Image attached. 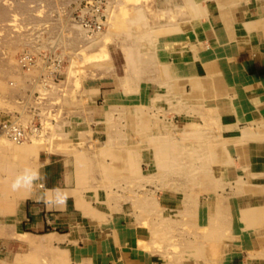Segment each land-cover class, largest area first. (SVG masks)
<instances>
[{"label": "rangeland", "instance_id": "1", "mask_svg": "<svg viewBox=\"0 0 264 264\" xmlns=\"http://www.w3.org/2000/svg\"><path fill=\"white\" fill-rule=\"evenodd\" d=\"M196 1L202 0H193L194 6ZM200 4L207 13V6ZM188 5L187 0H0V120L41 127V133L25 144L0 137V264H63L62 254L47 253L39 243L24 245L15 236L17 217L30 196L23 194L37 182L12 190L17 179L23 183L36 172L38 157L47 153L39 149L53 148L57 142L63 143L64 153L76 154L83 172L90 173L95 204L108 209L105 201L114 197L134 208L138 201L146 202L144 224L151 228L154 221L156 230L164 227L169 236L178 223L158 214L164 208L155 194L173 187L186 193L182 199L192 213L186 217L198 228L188 236L208 238L207 248L203 241L193 242L198 248L201 244L210 258H217L222 245L232 239L229 211L219 207L223 212H214L208 218L210 227L200 233L199 200L188 201L200 192L201 170H206L204 179L211 180L217 148L230 146H213V141L219 125L233 120L226 106L218 111L220 99L233 103L227 90L191 87L175 72L165 73L164 64L181 58L186 50L195 57L193 42L196 53L203 45L202 39L193 40L203 13ZM23 54L32 59L29 67L19 61ZM154 90L159 96L149 105L124 104L115 110L109 106L135 102ZM233 106L248 112L247 106ZM234 122L237 128L248 119ZM233 132L227 128L223 134ZM28 145L31 151L25 149ZM189 151L192 164L186 167L184 155ZM154 155L159 173L151 172ZM200 163L207 166L200 170ZM184 173L191 177L186 184ZM186 217L183 228L190 231ZM171 241L176 245L179 239L173 236Z\"/></svg>", "mask_w": 264, "mask_h": 264}, {"label": "crops", "instance_id": "2", "mask_svg": "<svg viewBox=\"0 0 264 264\" xmlns=\"http://www.w3.org/2000/svg\"><path fill=\"white\" fill-rule=\"evenodd\" d=\"M187 2L189 8L200 9L203 13L204 18L193 39H202L203 45L196 53L193 42L191 51L195 57L188 55L186 50L179 55L181 58L164 64L165 73L172 76L175 72L191 87L222 88L233 98L232 104L225 98L219 101L218 111L226 106V112H232L233 120L227 125H219L220 132L213 141V146H230L217 148L216 160L210 167V181L204 179L207 178L203 175L206 170H201L207 165L199 164L200 192L190 196L188 201L199 200L196 209L199 210V221L196 223L200 233L210 227L208 218L213 217L214 212L222 213L220 208L223 207L229 211L232 239L220 246L217 258H210L206 249L200 248L201 244L198 248L193 242L203 241L202 246L207 248L208 238L188 236L198 228L186 217H191L192 213L188 212L187 202L182 199L185 192H178L173 187L163 188L162 194L158 191L155 194V201L164 208L158 214L167 217L169 222L175 220L178 223L174 225L175 231L171 234L168 231L169 236L164 227L156 230L154 221L151 228L144 224L146 206L142 204L146 205V202L141 203L140 198L136 204L139 208L130 206L131 203H120L125 201L120 197L105 201L108 209L95 204L91 199L93 181L90 173L83 172V162L76 154L64 153L63 143L57 142L53 148L39 149L47 152L38 157L36 172L42 179L36 180L37 187L32 188L31 193L23 194L30 196L17 217L15 236L21 243H39L47 253L62 254L63 264H264V0H202L196 1L195 6L193 0ZM200 2L207 6V13ZM156 91L151 95L148 91L149 96L143 95L132 103L109 106L115 110L124 104L149 105L155 96H159L155 95ZM235 102L247 106V115L240 113L239 106H233ZM241 114L247 116L248 123L236 128L234 121L238 123L245 119H240ZM91 120L105 123V119ZM227 128L235 132L223 134ZM99 131L108 135L106 129ZM30 145L25 149L31 151ZM184 158V165L190 167V151ZM149 163L155 166L151 172L159 173L155 155ZM154 177L159 182V178ZM181 179L186 184L191 177L184 173ZM65 195L66 202L58 204L57 199ZM152 210L156 215L155 209ZM183 216L190 224V231L183 228L186 225L182 223ZM173 236L179 239L176 245L171 241ZM162 240L165 243L161 245Z\"/></svg>", "mask_w": 264, "mask_h": 264}, {"label": "built area", "instance_id": "3", "mask_svg": "<svg viewBox=\"0 0 264 264\" xmlns=\"http://www.w3.org/2000/svg\"><path fill=\"white\" fill-rule=\"evenodd\" d=\"M19 61L26 67L32 64V59L28 54L21 55ZM40 128L36 124L26 126L19 121L0 120V137H6L13 141H25L29 137L41 133Z\"/></svg>", "mask_w": 264, "mask_h": 264}, {"label": "clouds", "instance_id": "4", "mask_svg": "<svg viewBox=\"0 0 264 264\" xmlns=\"http://www.w3.org/2000/svg\"><path fill=\"white\" fill-rule=\"evenodd\" d=\"M38 179H42L41 175L38 172H34L30 175H27L23 178V183L20 179H17L13 184H12V190L16 191L18 189H20L21 187H28L31 186L32 183ZM66 195L65 196H61L57 199V203L58 204H63L66 202Z\"/></svg>", "mask_w": 264, "mask_h": 264}, {"label": "bare ground", "instance_id": "5", "mask_svg": "<svg viewBox=\"0 0 264 264\" xmlns=\"http://www.w3.org/2000/svg\"><path fill=\"white\" fill-rule=\"evenodd\" d=\"M168 67V66H167ZM38 135H35V136H31V137H29L27 140H25V141H13V140H11V139H9L10 141H12L13 143H16V144H25L26 142H28V141H32L33 140V138H35V137H37ZM8 139V138H7Z\"/></svg>", "mask_w": 264, "mask_h": 264}]
</instances>
